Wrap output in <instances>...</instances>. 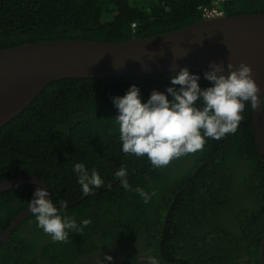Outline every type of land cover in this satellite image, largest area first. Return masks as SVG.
Returning <instances> with one entry per match:
<instances>
[{"label":"trees","instance_id":"trees-1","mask_svg":"<svg viewBox=\"0 0 264 264\" xmlns=\"http://www.w3.org/2000/svg\"><path fill=\"white\" fill-rule=\"evenodd\" d=\"M213 1L0 0V49L58 39L120 42L160 35L202 21V7ZM220 8L228 15L263 13L264 0H226ZM174 72L53 81L0 128V181L41 176L54 202L67 201L68 215L78 223L91 221L82 233L53 242L30 216L0 244V264H93L88 255L102 258L106 248L128 249L126 261L132 264H142L149 254L160 264L262 263L264 161L250 101L234 134L207 138L202 150L165 167L153 168L146 156L121 151L111 98L135 84L146 101L153 89L170 86ZM190 72L201 75L202 87L210 86L205 71ZM76 162L96 169L110 187L84 196L72 171ZM120 167L128 170L132 189L155 191L149 203L120 185L114 175ZM37 186L0 192V234L28 208Z\"/></svg>","mask_w":264,"mask_h":264},{"label":"water","instance_id":"water-1","mask_svg":"<svg viewBox=\"0 0 264 264\" xmlns=\"http://www.w3.org/2000/svg\"><path fill=\"white\" fill-rule=\"evenodd\" d=\"M251 67L264 95V12L204 18L175 31L120 42L58 39L0 49V128L17 117L49 83L61 79L100 78L189 70L208 71L211 63ZM253 131L264 161V111L253 107ZM24 184L46 188V180L23 175L0 181L5 192ZM48 198V197H46ZM33 214L26 208L0 234L6 241ZM264 264V238L261 246Z\"/></svg>","mask_w":264,"mask_h":264},{"label":"clouds","instance_id":"clouds-1","mask_svg":"<svg viewBox=\"0 0 264 264\" xmlns=\"http://www.w3.org/2000/svg\"><path fill=\"white\" fill-rule=\"evenodd\" d=\"M209 69L203 73L204 79L210 82L206 88L199 83L201 75L185 67L168 77L170 86L165 91L153 89L146 101L135 84L124 95L113 96L121 151L136 157L146 156L153 168L165 167L174 158L202 150L207 138L220 140L234 134L243 118L245 102L250 101L253 107L264 111V98L259 103L256 100L259 93L249 65L241 63L236 68L229 63L227 75L223 74L225 67L221 64L213 62ZM72 171L84 196L94 189L110 187L96 169L89 170L83 162L74 163ZM114 175L125 190L138 193L145 204L156 195L155 191L148 193L140 187L132 189L124 167ZM27 207L35 216L37 227L53 242L66 241L70 232L82 233L91 223L90 219L78 223L67 214V201L54 202L48 190L40 186L35 188ZM111 261L113 257L105 254L99 264ZM142 264H160V261L149 254L142 257Z\"/></svg>","mask_w":264,"mask_h":264},{"label":"flooded vegetation","instance_id":"flooded-vegetation-1","mask_svg":"<svg viewBox=\"0 0 264 264\" xmlns=\"http://www.w3.org/2000/svg\"><path fill=\"white\" fill-rule=\"evenodd\" d=\"M105 250H108V251L104 252L103 257L105 254H107V255H111L113 257L114 261L119 263V264H130L131 263L129 261H126L127 259L125 257L128 249H126L124 251H114L113 248H106ZM131 253H135V251L133 249H131ZM103 257L100 258L98 255L90 254L87 257V260L91 261L93 264H98L99 259H103ZM43 264H48V262L44 261Z\"/></svg>","mask_w":264,"mask_h":264},{"label":"built area","instance_id":"built-area-1","mask_svg":"<svg viewBox=\"0 0 264 264\" xmlns=\"http://www.w3.org/2000/svg\"><path fill=\"white\" fill-rule=\"evenodd\" d=\"M224 1L226 0H214L212 5L202 7L203 16L208 18L223 15L224 12L221 10L220 5Z\"/></svg>","mask_w":264,"mask_h":264}]
</instances>
